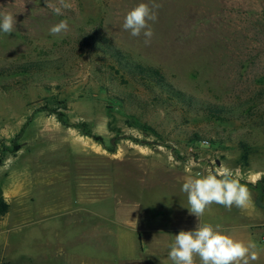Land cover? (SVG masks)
<instances>
[{
    "label": "rangeland",
    "instance_id": "obj_1",
    "mask_svg": "<svg viewBox=\"0 0 264 264\" xmlns=\"http://www.w3.org/2000/svg\"><path fill=\"white\" fill-rule=\"evenodd\" d=\"M70 2L56 15L45 0H0L17 13L16 30L0 32V67L70 58L62 70L0 77V264H173L175 235L199 222L182 184L221 164L251 201L214 203L200 222L255 242L259 258L250 264H264V0ZM141 2L161 5L149 45L122 27ZM61 20L69 30L51 35ZM93 30L176 89L231 114L108 98L92 65L67 55Z\"/></svg>",
    "mask_w": 264,
    "mask_h": 264
},
{
    "label": "clouds",
    "instance_id": "obj_2",
    "mask_svg": "<svg viewBox=\"0 0 264 264\" xmlns=\"http://www.w3.org/2000/svg\"><path fill=\"white\" fill-rule=\"evenodd\" d=\"M45 4L56 15H62L63 9L73 7L70 0H55V3L45 0ZM160 7L155 2L139 3L125 15L123 29L133 37L143 34L145 45H149L154 35L149 22L158 19L157 10ZM16 14L0 5V32L9 35L16 30ZM68 30L67 20H61L49 31L51 35H60ZM181 190L187 195L190 214L195 215L199 222L194 230H181L175 235L168 253L173 264H250L251 261L258 260L255 242L237 239L221 225L200 222L205 210L214 203L228 209L233 206L244 208L250 203L251 193L248 187L240 183L231 168L221 164L206 175L197 173L182 184Z\"/></svg>",
    "mask_w": 264,
    "mask_h": 264
},
{
    "label": "trees",
    "instance_id": "obj_3",
    "mask_svg": "<svg viewBox=\"0 0 264 264\" xmlns=\"http://www.w3.org/2000/svg\"><path fill=\"white\" fill-rule=\"evenodd\" d=\"M67 55L76 60L87 61L92 65L99 89L104 90L108 98L121 104L152 110L177 108L186 114L205 115L219 119L231 114V108L206 103L176 89L160 69L133 60L130 55L117 48L110 38L99 31L93 30L79 34L70 45ZM69 59L65 60L60 56L56 60L10 64L0 67V77L19 75L26 79L29 78L27 77L29 74L43 75L48 71L62 70ZM104 83L115 84L111 86L113 91L108 89ZM120 84L130 85L134 90H119ZM56 117L62 121L64 114L58 112ZM92 138L100 140L98 137ZM193 138L199 139L200 137L194 135Z\"/></svg>",
    "mask_w": 264,
    "mask_h": 264
}]
</instances>
